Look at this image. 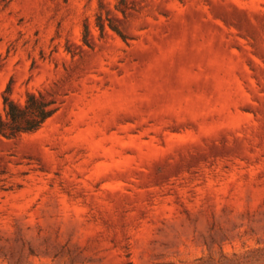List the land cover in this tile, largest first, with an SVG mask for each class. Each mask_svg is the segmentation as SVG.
Returning a JSON list of instances; mask_svg holds the SVG:
<instances>
[{
	"label": "rangeland",
	"instance_id": "374dc122",
	"mask_svg": "<svg viewBox=\"0 0 264 264\" xmlns=\"http://www.w3.org/2000/svg\"><path fill=\"white\" fill-rule=\"evenodd\" d=\"M6 90L0 264H264V0H0Z\"/></svg>",
	"mask_w": 264,
	"mask_h": 264
},
{
	"label": "trees",
	"instance_id": "16d2710c",
	"mask_svg": "<svg viewBox=\"0 0 264 264\" xmlns=\"http://www.w3.org/2000/svg\"><path fill=\"white\" fill-rule=\"evenodd\" d=\"M100 28L103 27L100 25ZM117 32L123 36L120 31ZM3 105L0 139L8 140L38 131L58 111L56 101L43 92L27 93L25 102L21 104L12 99L9 90H6Z\"/></svg>",
	"mask_w": 264,
	"mask_h": 264
}]
</instances>
